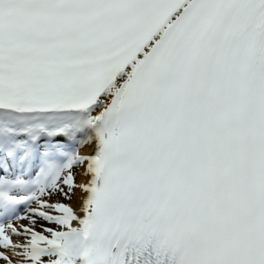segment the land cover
Wrapping results in <instances>:
<instances>
[{
  "label": "snow or ice",
  "instance_id": "6c2138e0",
  "mask_svg": "<svg viewBox=\"0 0 264 264\" xmlns=\"http://www.w3.org/2000/svg\"><path fill=\"white\" fill-rule=\"evenodd\" d=\"M0 264H264V0H0Z\"/></svg>",
  "mask_w": 264,
  "mask_h": 264
}]
</instances>
